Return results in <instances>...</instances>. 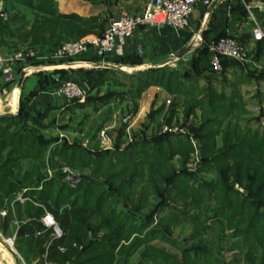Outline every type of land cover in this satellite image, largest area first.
Returning a JSON list of instances; mask_svg holds the SVG:
<instances>
[{
    "label": "trees",
    "instance_id": "trees-1",
    "mask_svg": "<svg viewBox=\"0 0 264 264\" xmlns=\"http://www.w3.org/2000/svg\"><path fill=\"white\" fill-rule=\"evenodd\" d=\"M51 11L54 13L55 10ZM54 20L60 22L61 30L67 33L70 30L69 35L73 38L95 32L100 27L94 17L85 18L76 14H59ZM38 28L42 26L39 25ZM101 32L100 27L95 35H100ZM51 39L59 41L61 37L55 35L46 40ZM55 41H51L48 47L62 43ZM74 59L76 58L68 60ZM225 59L227 58H221L223 70L226 67ZM62 62L64 60L59 63ZM193 68L195 73L210 71L206 47L198 53ZM107 71L99 76L96 83H102L107 79ZM129 77L133 78V81H130L131 89L128 93L135 99L139 98L147 87L160 86L169 93L184 95L183 111L186 118L194 115L196 108L199 107L202 113L201 122L198 126L191 127L194 135L201 141V164L198 170L215 174L211 190L220 202L226 200V196L231 192L240 194L234 189L235 184L244 189L246 194L241 196L244 199L243 203L232 207H235L234 213L242 216L241 220L247 222L249 229H257L263 233V236L259 237V243L263 244L261 256L264 263V212L260 211L264 206V132L252 128L248 121L241 122L240 114L245 110L238 101L240 98L237 93L226 95L210 88L201 99H196L192 94L194 87H185L189 76L163 68H151L130 74ZM45 86L40 79V85L32 95L44 90ZM113 95L115 92H108L95 100L105 103ZM87 103L88 97L83 102L75 100L68 104L82 107ZM49 109L45 107L43 111L33 115L25 109L20 100L17 114L0 116V208L8 207V202L15 199L23 188L26 189L25 196L43 205L36 206L31 201H26L23 206L25 219L20 220L17 229L16 239L20 241L21 248L25 247L30 257L41 255L47 248L48 258L58 264H64L66 261L71 264H114L115 258L126 259L134 254L148 236L153 238L152 233L155 234L156 231L159 233L162 228L169 230L171 223H176V214L169 211L171 217L167 214L164 221L153 227L145 238L135 235L130 239L132 234L141 232L153 221L159 207L168 200L164 192L178 179L181 178L185 185V189L178 192L182 196L194 197V193L190 194L194 187L187 180L191 173L185 168V157L192 151L187 136L165 132L149 139H136L123 149H120L118 144L114 152L93 154L79 145H69L58 138L46 139L42 135L40 130L47 126L43 120ZM28 121L32 126H27ZM165 144L168 146V152L167 148H164ZM179 152L185 156L181 170H176L171 164V159ZM135 155H142L144 158L134 162ZM23 160L28 162L29 168L26 170L22 167ZM64 165L72 168L89 167L91 173L88 176L92 180L70 184L66 181L67 174L61 171ZM118 165L121 168L116 169ZM48 167L54 170L51 176L45 173ZM144 170L150 179L146 185L152 188L150 191L159 202L154 204L153 209H149L146 220L138 225L135 223L134 215L141 213L149 197L146 193L140 192L138 197L133 198L132 188L135 182L133 178L140 177ZM102 171L104 180L98 176ZM155 179L156 181H153ZM173 188L177 190L175 184ZM119 196L129 207L117 211L113 201L118 200ZM44 210L53 215L62 230L61 236H52V229L42 225L40 217ZM11 215L12 211L8 210L6 216L1 217L2 230L12 221ZM226 220L230 223L233 221L230 217ZM106 227L109 231L106 230L100 236L99 233ZM60 247L64 250L61 251ZM152 249L153 254L161 259V263L171 264L167 260L169 254L158 248ZM189 253L190 251L184 250L185 257L190 256ZM173 261L176 259L173 258ZM126 262L124 264H127Z\"/></svg>",
    "mask_w": 264,
    "mask_h": 264
},
{
    "label": "crops",
    "instance_id": "crops-1",
    "mask_svg": "<svg viewBox=\"0 0 264 264\" xmlns=\"http://www.w3.org/2000/svg\"><path fill=\"white\" fill-rule=\"evenodd\" d=\"M55 1L59 10L63 13L76 11L72 8V4L66 0ZM123 3L125 2L120 3L117 1L115 6L109 8V11L113 13L112 19L118 18L122 12H125L121 10L124 5ZM84 7H90V5L87 6L84 3L79 9L82 11ZM95 8L96 12H101L105 9L101 5ZM129 9L130 11L135 10V8ZM77 13L86 14L82 12ZM256 27L261 29L264 35V0H211L208 6L204 5L201 0H197L192 5L189 23L183 28H172L166 25L157 27L140 26L129 38L122 57L108 56L105 60H95L94 58L92 65L86 66L84 60H87L91 56H80V59L78 58V61H76L77 64L73 67L82 66L80 68L71 67L72 69L67 75L74 80L80 81V83L87 81L90 84L92 91L88 96L89 103L82 107L68 104L63 97L53 95L49 91L51 86L47 85L44 90H39L32 95L40 85V78L32 74L31 76H25L22 82L20 89L21 100L25 109L33 115H37L45 107L50 108L46 118L43 120L47 126L42 131L47 137H58L60 141L64 140L69 145H79L81 148L90 150L92 153L112 152L118 144L121 146L125 142L129 144L138 138L149 139L157 134H164L165 125L166 127H170L168 125L175 124L180 126L181 129L185 128L188 131L189 120L200 111L199 107H197L196 113L186 118L183 111H181L184 108L183 100L185 97L183 94L169 93L160 86H149L140 94L138 99H135L128 93L131 89L130 82L122 81L120 78L119 80L116 76H113L116 80H113L114 82L109 84V81L113 77L107 76V79L98 84L96 82L99 76L108 69L115 71V75H126L128 78L130 74H133L131 72L134 70L161 67L166 70L176 71L181 75L189 76L190 79L185 82V87H194L192 94L196 96V99H201L206 90L210 88H213L216 92L231 95L236 93L235 89H230L227 92L226 86L221 87V89H224L221 90L217 86V83H230L232 87L236 85L235 82H238V80L240 84H244L242 82L245 80L244 78H252L257 82L264 83V36L261 40H254L252 38V30ZM218 36H231L245 44L249 49L251 59L245 63L225 59L226 67L221 75H215L207 70L195 73L193 62L197 58L198 53L206 47V44L211 39ZM186 46H188V50L183 55L177 58L172 56L173 53ZM112 60L114 62L119 61L121 65H111L109 61ZM0 83H2L1 77ZM107 84L113 89L109 92H115V95L105 103H99L95 100L96 95L97 97L102 96ZM263 88H261V91H264ZM18 92L19 87L16 86L10 93L9 100L6 101L10 109L2 110L0 113L11 112L17 114L19 109V103L17 105ZM237 95L239 96V93ZM239 98L238 101L243 105V99L240 96ZM166 100H170V102L167 103ZM133 109L135 111H132ZM156 109L161 110L159 117H157L158 113H155L158 111ZM79 113L83 116L85 115V118L79 123V128L76 129L73 127V119L74 115ZM127 115L130 116V119L128 123H123L122 119ZM246 121L251 123V119L249 120V118L244 120L243 123ZM103 127H107L105 138L100 136V130ZM170 134L176 135L171 132ZM205 174L206 179L204 182L202 181V183L193 186L194 191L192 193H194V197L191 195L182 196L181 193L177 196L179 200H181V197L184 198L185 206H192L191 210H189L191 215L188 212L180 220L181 222H187L189 218L193 219L192 228L187 230L186 236L192 237L197 235V237L209 238V244H205H207L210 250H214V254L216 253V255L218 254L217 251L221 252L220 261L218 259L212 260L213 253H211V250L201 262L209 264H264L261 256L263 244L259 243V237H262L263 233L257 229H249L247 222L242 221V216L236 215L237 213H234L235 207H232V205L235 206L243 203L244 199L241 198L242 195L239 194V198L226 199L223 202L218 201L212 191L214 183L213 173ZM236 188L245 192L238 184L234 185L235 190H237ZM239 190L237 191L239 192ZM11 201L8 202V206ZM16 202L22 207L25 203ZM150 203L151 199L149 198L141 213L134 215L136 224L139 225L142 221L146 220V215L151 208L147 209V212L145 211ZM184 211L186 213V210ZM260 211L264 212V206L260 208ZM14 213L16 217L17 214L15 211ZM224 216L226 218L230 217L233 220L232 223L227 221ZM163 217L166 218V215L164 216V213H160L158 219L162 221L165 219ZM156 218H153V221ZM23 219H25V215L21 220ZM153 221L141 232L134 233L132 236L136 235L142 238L153 228ZM10 226L14 227V229L11 230ZM176 226L177 230L182 225L178 226L176 224L172 228ZM15 230V224L12 219L11 225L9 224L2 231L9 236ZM161 230L169 231L165 228ZM167 241L158 238L146 239L132 255V257H135L133 261H135V264H140L138 260L142 258L143 260H147L145 257L146 248L154 247L165 253L174 254V251H171L169 248L164 246L159 247L156 244L161 242L168 245ZM226 244H229V246ZM225 250L227 254L233 256L223 259L222 255L224 256ZM195 253V255H192V260L189 264H197L199 262V251ZM182 255L184 256V250H181ZM202 256H205V254ZM28 257L27 261L33 262L38 256ZM182 258L185 260V256ZM148 261V264H151V260ZM144 264L147 263L144 262ZM184 264H188L187 260Z\"/></svg>",
    "mask_w": 264,
    "mask_h": 264
},
{
    "label": "rangeland",
    "instance_id": "rangeland-1",
    "mask_svg": "<svg viewBox=\"0 0 264 264\" xmlns=\"http://www.w3.org/2000/svg\"><path fill=\"white\" fill-rule=\"evenodd\" d=\"M4 1H5V3H4L3 8H4L6 16H5V18H2V17L0 18V21H1L0 22V27H1L0 28L1 29V31H0V53H2V54L3 53L4 54L12 53L16 50H23V49L46 48L49 46V43H51V41L57 40L55 38H54L55 40H53V39L46 40V39L50 38V37L53 38L55 35H57V36L59 35L61 37V39L59 41H55V42L76 41V40H79V39L86 37L88 35H95V33H97L99 31L100 27H101V31H103L104 28L108 25L109 21L112 19L113 13L109 11V8L111 6L112 7L115 6L117 1L120 3H122L123 1L125 2V3H123L124 5H123V8L121 10H124L125 12H129L130 11L129 8H135V10L130 11L129 13H139V12L143 11L148 0H131V1H129V0H66L67 2L71 3L73 6L72 8L74 10H76V11H72V12H68V13L61 12L59 10V8L57 6V2L55 0H4ZM128 1H129V3H127ZM82 3L83 4L85 3L87 6L90 5V7H84L81 11V9H79V8H81V6H83ZM98 5H101L105 9L101 12H96L95 7ZM40 7L44 8V10ZM51 10H55L54 13ZM77 12H82V13H86V14L82 15V14H79ZM59 14L60 15L61 14L62 15L76 14V15H79V16H82L85 18L94 17L97 20V23H98V25H100V27L98 29H96L95 32L88 33V34L82 35L80 37L73 38L69 35L70 30H69V33L65 32V30L64 31L61 30V28H59V25L61 26L60 22L54 20L55 17ZM39 25L42 26V28H38ZM78 58L79 57H76V59H74V60H64V62H62V63H59L60 62L59 61L56 63H50L48 65H43V66H41V68L37 69L34 72L29 73L27 76H29V75L31 76V74L37 75L38 78H40L43 81V84H46L47 86L52 87L55 85V83L58 80L69 79V78L73 79V78L69 77V75H67V74H69V71L72 68H80V66H82V65H80L79 67H73V66H75V64H77L76 61H78ZM116 58H120V57H116ZM69 61H74V62L69 63ZM109 63L111 65H114V66L121 65L119 61L114 62L112 60V61H109ZM81 64H83V63H81ZM86 66H87V64H86ZM159 68H161V67H158V69ZM106 73H107V76H110V78L113 76H116L118 79L120 78L122 81H127V82L133 81V78H130V77L127 78L126 75H121V76L115 75L114 72H112L111 70H108ZM18 78H19V76H18ZM244 79L245 80L242 81L244 84H240V82L238 80V82H235L236 85H233L232 87H231L230 83L229 84H223V82L217 83V86L219 87V89H221V87H223V86H226L227 92H229L230 89L231 90L235 89L236 93H239V96L243 99V102H244V104L242 106L244 107L245 111L241 112V114H240L241 122L243 123L244 120H247L249 118V120L251 119L250 125L252 128H257L260 130V132H264V127L261 126V120H264V91H261V88L264 87V83L257 82L252 78H244ZM113 80H116V79H114V77L111 78V80L109 81V84H111L113 82ZM109 84H107L105 86V92H103V95H105L109 91L113 90ZM81 85L87 89L86 97H88L92 91L90 88V84L87 81H82ZM14 88H15L14 85H6L4 83H0V112L2 110L4 111L6 109H10V107L7 106V102H5V101L9 100L10 93L13 91ZM20 89H21V87L19 88V92H18L17 105H18V103L20 104V100H21ZM221 90H224V89H221ZM263 90H264V88H263ZM96 98H97V95H96ZM156 110H158V111H156L155 113H158L157 117H159L161 110L160 109H156ZM181 111H183V109H181ZM183 113H184V111H183ZM247 113H248V115H247ZM201 115H202V113L199 112L189 120L188 131H186L185 128H183L182 131H180L181 127L178 125H175V124L168 125L171 128H174L173 126L177 127L179 130H177L175 132L171 131V133H174L176 135L183 134V135L187 136L189 139V143L192 146V151L189 152V154H187V156L185 157L186 158L185 168L191 173L189 175V179H187V180H188V183L192 186H195V184L198 185L199 183H202V181L204 182V180L206 179L205 173H211V172H207V171L203 172V171L198 170V167L201 164V161H200L201 141L199 140V138H197L194 135V132L192 131L191 126H192V128H194L200 124ZM206 115L209 116L208 113H206ZM74 116L75 117L73 119V124H74L73 127L77 129L80 126L79 123L85 118V115L83 116V115H81V113H79V114H75ZM27 126H32L30 121L27 122ZM27 130H29V129H27ZM42 130H40V132L42 133V135L46 139L54 138V137H47L43 133ZM164 132H169V131L164 130ZM159 135H163V133H160ZM55 138H58V137H55ZM138 139H141V138H138ZM132 142L134 143L135 141H131V143ZM126 144L127 143L125 142L124 144L119 146L120 149H122L123 145L125 146ZM166 146L167 145L165 144L164 148H167L166 152H168V146L167 147ZM88 151L91 152L90 150H88ZM93 151H95V150H93ZM112 152H114V151H112ZM165 154H167V153H165ZM184 156H185V154H182L181 152H179V154L174 155L173 158L171 159V164L176 170H181L180 168H181V165L183 164L182 161L184 159ZM143 158L144 157L142 155L141 156L135 155L134 162H137ZM114 159H116V158H113V160ZM22 167L24 170L29 168L28 162L26 160L22 161ZM118 168H121V166L118 165L116 167V169H118ZM49 171L51 172V174H54L53 168L48 167L45 170V173H47L48 176H49ZM61 171H62V173H65L67 175L71 174V173L90 175V173H91V170L89 167H81V166H76V167L72 168L70 166L64 165L62 167ZM137 172L140 173V170H138ZM19 176H20V173H19ZM98 176L100 177L101 180L105 179L103 171ZM207 176H208V174H207ZM138 177L137 178L135 177V179L133 178V180L135 181L133 188H132L133 198L138 197V194L140 192L146 193L147 197H149L151 199V203H150V205L147 206L146 211H145V212H147V209H149V208L153 209L154 204L158 203L159 200H158V198H156L154 196L153 193H151L150 190H152V188L150 189L146 185L147 183H149V180H150L149 174L146 172V170L141 172L140 177L139 178ZM214 179H215V174L213 173V180ZM153 181H156V179ZM174 184L177 187V190L175 188H173ZM106 186L108 187L107 183H106ZM169 187H171V188H169ZM169 187L167 188V191L164 192V194L167 195L168 200L165 204L162 205V207H159V209L155 213V216L156 215L159 216L160 213H164V216L165 215L167 216V214L170 211L171 214H176V217H177L176 223H174V224L171 223V225H170L171 227H170L169 231H162L161 230V232H159V233H158V231H156L155 234L152 233V237L156 238V239L158 238V239H162V240H168L167 241L168 245L163 244L161 242H158L156 244L159 247L164 246L166 248H169L171 251H174V254H169V257L167 259L168 262L171 264H180V263L184 264L186 262V260L189 264V263H191L192 255H195V252L198 253V251H199L198 254H200V255L198 257L199 262L197 264H209V263L201 262V260L203 258H206V256L212 250V249L210 250V248L207 246V244H209V242H208L209 238L206 239L204 237H197V235L192 236V237L191 236L187 237L186 233H187V230L189 228H192L191 225L193 224L192 223L193 219L189 218V220H188L189 222L188 221L187 222H184V221L181 222L180 221V220H182L184 214H188V212H189L191 215V212L189 210H191L192 206H185L184 205L185 204L184 198L181 197L180 198L181 200H179L177 198V196L179 194L178 191H181L183 188L185 189V185L183 184V182L180 178L175 183H172V186H169ZM237 190H239V189H237ZM239 192H240V195H242V196L246 194V192H242L240 190H239ZM190 194H192V192H190ZM213 195H215V193H213ZM240 195H237V194H234L231 192L226 196V199L239 198ZM217 196H219V194ZM121 199L122 198L119 196L118 200L115 199L113 201L115 209L117 211L121 210L123 208L125 209V208L129 207V205L124 204V202ZM14 203L15 204H13L14 205L13 209L17 214L16 219L19 222L18 225H15V227L16 226L19 227L20 220L24 217V212L22 211L23 207L20 206V204L17 202H14ZM215 207H217V206H215ZM184 210H186V213ZM155 216L153 218H156V217L157 218L153 221L154 222L153 227L159 226L160 223L162 222L160 219H158V216H156V217ZM169 216L171 217V215H169ZM163 218H165V217H163ZM0 219H1V216H0ZM9 224L11 225V222ZM176 224L178 226L182 225L181 228H179L177 230H176L177 226L175 228H172ZM10 227H11L10 228L11 230L14 229V227H12V226H10ZM106 230L109 231V228L106 227L105 229H103V231H101L99 233V235L101 236ZM0 231L4 236H7V234H5L1 230V228H0ZM172 232H174L173 238H172ZM89 236H90V233H89ZM145 236L146 235H144L142 238H145ZM148 237H147V240L150 239V236H148ZM132 238H133V236L131 235L130 239H132ZM213 239H214V237H213ZM205 240H207V241L205 242ZM205 243H207V244H205ZM73 245L75 246V244H73ZM226 245L229 246V244H226ZM14 249L25 260H27L29 258L28 252L25 251V247H23V248L20 247V241L16 240ZM181 250L190 251V253H189L190 256L185 257V260H184L182 258L184 256L183 255L181 256ZM6 252L8 253L9 251H6ZM217 252H218V254L216 255V253L214 254V250H212L211 253H213V254H212L211 258H212V260L218 259L220 261L221 252L220 251H217ZM225 253H226V250L224 252V256L222 255L223 259L229 258V256H233V255H230L227 253L225 255ZM1 254H2V252L0 251V255ZM204 254H205V256H202ZM8 255H9V253H8ZM132 255L126 259H123L122 257L115 258L114 264L116 262H118L120 264H124L125 261H127L126 262L127 264H135V261H133L135 257H132ZM7 256H3L4 257L3 260L0 258V263H2V264L9 263V261H8L9 258H7ZM145 257L147 258V260H143V258L138 260L140 262V264H144V262L148 264L149 263L148 260H151V264H167V263H161L160 262L161 259L156 257L155 254H153L152 248H146ZM173 258L176 259V261H173Z\"/></svg>",
    "mask_w": 264,
    "mask_h": 264
},
{
    "label": "built area",
    "instance_id": "built-area-1",
    "mask_svg": "<svg viewBox=\"0 0 264 264\" xmlns=\"http://www.w3.org/2000/svg\"><path fill=\"white\" fill-rule=\"evenodd\" d=\"M196 1L197 0H148L143 11L139 13L122 12L118 18L111 19L100 35H88L76 41L62 42L56 46L46 47L42 50L23 49L7 54L0 53V76L2 83L14 85L16 87L18 76L21 72H24L25 77L29 73L41 68L43 65L56 63L61 60H68L69 58L85 55L91 56L87 58V60H84V63L91 66L94 58L95 60H105L108 56L121 57L124 55L129 38L140 26L157 27L166 25L172 28H183L187 26L192 5ZM201 1L206 6L211 3V0ZM3 6L4 0H0V18H5L6 16ZM263 36L262 30L258 27L252 30V38L254 40H261ZM206 49L210 71L215 75L222 74V57L244 63L251 59L247 46L231 36H218L211 39L206 44ZM73 62L74 61H69V63ZM49 91L53 95L63 97L67 103L75 100L83 102L87 95V89L76 80L70 78L58 80ZM166 102L169 103L170 100H166ZM129 118V115L125 116L122 122L128 123ZM261 126L264 127V120H261ZM106 130L107 127H103L100 130L101 137H106ZM164 130L175 132L179 129L177 127L171 128L165 126ZM125 146L123 145V148ZM49 176H51L50 171ZM25 190L24 188L15 199L11 201L8 207L0 208L1 217L6 216L8 210L12 211L15 225L19 223L13 209L15 201L21 203L31 201L34 205L43 207L42 204L25 196ZM40 221L45 228L52 229V236L59 237L62 235L61 228L53 215L47 210H44V213L40 217ZM15 228V232L9 236H4L0 231V251H9L8 253L13 259V264H58L48 258L47 248L35 261L29 262L25 260L14 249L18 226ZM59 249L61 251L64 250L63 247ZM2 254L0 258L3 260L4 257ZM64 264L71 263L66 261Z\"/></svg>",
    "mask_w": 264,
    "mask_h": 264
},
{
    "label": "water",
    "instance_id": "water-1",
    "mask_svg": "<svg viewBox=\"0 0 264 264\" xmlns=\"http://www.w3.org/2000/svg\"><path fill=\"white\" fill-rule=\"evenodd\" d=\"M188 50V46L180 49L179 51L173 53V57L177 58L180 57L181 55H183L186 51ZM151 68H147V69H139V70H134L131 73H139L145 70H148ZM24 80V72H21L17 81V86L20 88L22 86V82ZM16 113H0V116H12L15 115ZM81 180H92L88 175L86 174H68L66 176V181L69 182L70 184H77L78 182H80ZM15 264V263H14Z\"/></svg>",
    "mask_w": 264,
    "mask_h": 264
},
{
    "label": "bare ground",
    "instance_id": "bare-ground-1",
    "mask_svg": "<svg viewBox=\"0 0 264 264\" xmlns=\"http://www.w3.org/2000/svg\"><path fill=\"white\" fill-rule=\"evenodd\" d=\"M2 252H3L2 256H7L8 255V253L5 250H3ZM7 257L9 258L8 259V261H9L8 264H13V259L10 257V255H8Z\"/></svg>",
    "mask_w": 264,
    "mask_h": 264
}]
</instances>
